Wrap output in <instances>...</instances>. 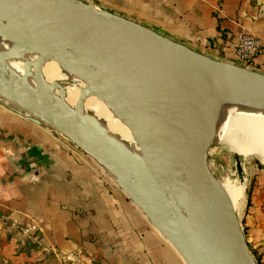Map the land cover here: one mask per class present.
Masks as SVG:
<instances>
[{"label": "water", "instance_id": "1", "mask_svg": "<svg viewBox=\"0 0 264 264\" xmlns=\"http://www.w3.org/2000/svg\"><path fill=\"white\" fill-rule=\"evenodd\" d=\"M0 29L40 53L22 65L36 74L37 86L44 59L54 58L93 89H81V98L95 92L117 109L145 164L106 138L99 121L20 86L0 55V94L48 123L25 119L50 126L92 158L184 264H258L207 154L211 93L264 103V72L196 51L92 1L0 0ZM48 89L65 95L55 81ZM234 161L244 185L248 179L237 153ZM109 169L136 193H156L158 213L151 216L144 201L120 186Z\"/></svg>", "mask_w": 264, "mask_h": 264}, {"label": "crops", "instance_id": "2", "mask_svg": "<svg viewBox=\"0 0 264 264\" xmlns=\"http://www.w3.org/2000/svg\"><path fill=\"white\" fill-rule=\"evenodd\" d=\"M213 58L242 32L263 49L264 0H83ZM264 264V169L255 168L242 216ZM0 264H184L174 248L86 153L53 130L0 107Z\"/></svg>", "mask_w": 264, "mask_h": 264}, {"label": "bare ground", "instance_id": "3", "mask_svg": "<svg viewBox=\"0 0 264 264\" xmlns=\"http://www.w3.org/2000/svg\"><path fill=\"white\" fill-rule=\"evenodd\" d=\"M0 55L3 57L7 72L19 79L22 87L35 91L39 98H54L57 103L66 104L76 116L88 115L102 124V134L121 146L130 156L145 164L140 147L127 123L120 117L108 100L92 92L86 98L80 97L81 89H90L86 80L76 71L66 69L54 58L44 59L40 71L39 85H36V74L24 71L22 65L33 62L40 53L22 44L14 36L0 29ZM55 81L58 87L65 90L63 97L51 93L49 83ZM37 87V88H36ZM5 107L16 110L20 115L40 122H47L41 115L17 104L5 95L0 94ZM209 140L222 146L223 149L243 156H254L264 163V103L224 92H212L210 96ZM117 183L131 192L136 198L144 201L151 216H155L161 206L156 193L133 191L120 177L109 169ZM223 191L227 194L236 212L243 206L244 185L227 177L217 178Z\"/></svg>", "mask_w": 264, "mask_h": 264}, {"label": "rangeland", "instance_id": "4", "mask_svg": "<svg viewBox=\"0 0 264 264\" xmlns=\"http://www.w3.org/2000/svg\"><path fill=\"white\" fill-rule=\"evenodd\" d=\"M0 107L12 110L9 107H5L2 104L1 100H0ZM16 114L18 116L24 118V116H22L18 113H16ZM39 125H41V124H39ZM41 126H46L49 129H52L48 125L43 124ZM238 159L241 163V170L244 172L243 175H244V177H247V179H248L246 182H244L242 178L240 179L241 182H244V185L254 175L255 168H263L264 169V164L257 157L243 156V155L238 154ZM207 163H208V166H209L211 172L213 173V175L216 178L227 177L230 180L232 179L234 181L239 182V179L237 177L238 172L235 168L234 153L231 151L223 149L220 144H218L212 140L208 145ZM245 189H246V186H245ZM246 206H247V196L243 195V206H242V208H240L236 211V214H237L238 220L240 221V224L243 228L244 235H246V232H245L243 224H242V216H243V213H244ZM249 247H250V245H249ZM250 250H251V248H250Z\"/></svg>", "mask_w": 264, "mask_h": 264}, {"label": "built area", "instance_id": "5", "mask_svg": "<svg viewBox=\"0 0 264 264\" xmlns=\"http://www.w3.org/2000/svg\"><path fill=\"white\" fill-rule=\"evenodd\" d=\"M262 49L263 41L258 35L251 32H242L237 36L233 51L239 62L252 66Z\"/></svg>", "mask_w": 264, "mask_h": 264}, {"label": "trees", "instance_id": "6", "mask_svg": "<svg viewBox=\"0 0 264 264\" xmlns=\"http://www.w3.org/2000/svg\"><path fill=\"white\" fill-rule=\"evenodd\" d=\"M248 193V192H247Z\"/></svg>", "mask_w": 264, "mask_h": 264}]
</instances>
